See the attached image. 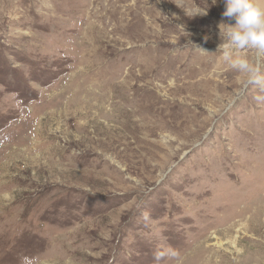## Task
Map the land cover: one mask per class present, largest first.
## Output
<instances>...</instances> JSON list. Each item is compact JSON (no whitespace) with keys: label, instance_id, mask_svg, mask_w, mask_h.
<instances>
[{"label":"rangeland","instance_id":"rangeland-1","mask_svg":"<svg viewBox=\"0 0 264 264\" xmlns=\"http://www.w3.org/2000/svg\"><path fill=\"white\" fill-rule=\"evenodd\" d=\"M224 10L0 0V264H264V54L247 83Z\"/></svg>","mask_w":264,"mask_h":264},{"label":"clouds","instance_id":"clouds-1","mask_svg":"<svg viewBox=\"0 0 264 264\" xmlns=\"http://www.w3.org/2000/svg\"><path fill=\"white\" fill-rule=\"evenodd\" d=\"M215 2L216 0H213V3ZM223 2L225 10L222 16L234 23H226L223 20L219 23L221 43L217 51L223 54L224 59L229 61L234 69L246 74L247 83L257 82L259 65L246 57L237 56L235 59L232 57L234 52L249 48L254 49L258 54H264V0H223ZM206 14L207 10L200 13V15ZM24 264H29L27 259Z\"/></svg>","mask_w":264,"mask_h":264}]
</instances>
